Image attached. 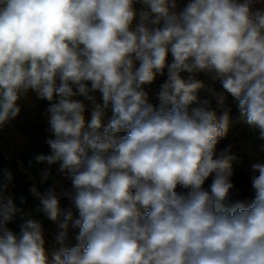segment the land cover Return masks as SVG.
<instances>
[{
    "label": "clouds",
    "instance_id": "clouds-1",
    "mask_svg": "<svg viewBox=\"0 0 264 264\" xmlns=\"http://www.w3.org/2000/svg\"><path fill=\"white\" fill-rule=\"evenodd\" d=\"M201 91L264 141V0H0V130L47 101L34 160L67 181L30 189L49 250L0 169V264H264V161L243 195L231 109Z\"/></svg>",
    "mask_w": 264,
    "mask_h": 264
},
{
    "label": "rangeland",
    "instance_id": "rangeland-1",
    "mask_svg": "<svg viewBox=\"0 0 264 264\" xmlns=\"http://www.w3.org/2000/svg\"><path fill=\"white\" fill-rule=\"evenodd\" d=\"M182 6V5H181ZM139 7V6H138ZM186 75V74H185ZM201 79H204L203 76L200 77ZM163 77H160L157 79V81L152 85V91H155L158 89L159 84L163 82ZM217 92H223V89L219 86H215ZM226 99L223 106H218L215 98L212 96L209 92H200V98L204 99L207 98L211 101V107L213 110L217 112V115H220L223 111L230 108L231 109V116L233 118V123L230 126L229 132L227 134V137L223 139L218 147L223 148L225 145L231 143L234 145L233 152L237 156V160L233 162V170H234V176L233 181L239 187L243 193V195L247 196L249 194L248 189L250 187L249 184V168L252 163L255 162H262L264 161V150H262V146H264V141H261L258 138V130H255L251 127H249L244 122H236V118L238 116V109L236 107V103L233 100V98L227 94L224 93ZM97 100L100 99V94L96 93ZM153 103H155V99L152 100ZM89 102H86L88 104ZM47 109V107H45ZM89 118V113H86V119ZM43 125H45V136H44V142L48 138H50L51 133L49 132L48 123H47V116L46 120H44ZM47 148V143L45 144L44 150ZM42 149V152L44 151ZM50 152V149H49ZM48 154V152L43 153ZM31 167L28 165H20V171L18 172V179H19V188H18V195L19 198L23 196L25 198L24 203V210L26 212L31 211L32 215L35 219L42 222L44 231H45V240H46V247L50 250L51 248L55 247V240L54 236L57 231V227L55 222L50 221L46 216H44L43 213H37L35 209L39 205V200L34 198L30 192V189L33 185L37 187L39 191H44L54 180L61 181L62 183H67L63 179V177L58 173L57 165H48L46 163L44 164H37L34 163ZM51 169L52 179L45 182L44 184H41V172L44 169ZM66 204V201H62V206ZM21 221L17 220L16 231L18 232V224ZM75 230H70V237L74 236ZM71 243H75V240H71Z\"/></svg>",
    "mask_w": 264,
    "mask_h": 264
},
{
    "label": "crops",
    "instance_id": "crops-1",
    "mask_svg": "<svg viewBox=\"0 0 264 264\" xmlns=\"http://www.w3.org/2000/svg\"><path fill=\"white\" fill-rule=\"evenodd\" d=\"M20 105L19 116L0 130V169L12 172V185L15 187L10 185L9 191L14 194L17 205L24 208L18 195L19 166L28 165L30 160L35 161L34 157L38 154L49 153V146L44 150L46 142L42 140L46 133L43 122L46 120L45 107H48V102L38 100L33 93L27 100L22 99ZM17 220L9 225L15 231Z\"/></svg>",
    "mask_w": 264,
    "mask_h": 264
}]
</instances>
